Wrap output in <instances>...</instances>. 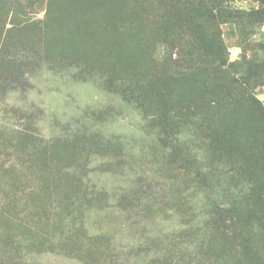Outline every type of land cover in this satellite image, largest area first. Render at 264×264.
Listing matches in <instances>:
<instances>
[{
    "label": "rangeland",
    "instance_id": "rangeland-1",
    "mask_svg": "<svg viewBox=\"0 0 264 264\" xmlns=\"http://www.w3.org/2000/svg\"><path fill=\"white\" fill-rule=\"evenodd\" d=\"M0 167L19 238L83 227L25 264L151 261L182 204H264V0H0Z\"/></svg>",
    "mask_w": 264,
    "mask_h": 264
},
{
    "label": "trees",
    "instance_id": "trees-1",
    "mask_svg": "<svg viewBox=\"0 0 264 264\" xmlns=\"http://www.w3.org/2000/svg\"><path fill=\"white\" fill-rule=\"evenodd\" d=\"M36 151L40 150L36 149ZM10 169L8 168V170ZM4 171L5 169L0 167V174ZM36 187L34 185L31 190ZM43 187L46 189L45 183H43ZM31 199L33 198L29 197L24 201L20 199L22 202L20 208L22 211L20 212L13 209L14 200L9 203L6 201L5 205H0V247L2 246L9 254V264H25L23 255H17V247L21 242L33 240L40 246L55 242L58 244L75 243L76 235L83 228H75L67 234L62 231L65 235L61 232L59 235L47 236L42 230H37L32 226L27 231L29 237L19 238L22 236L15 232V227L16 230L25 231L27 229L22 222L29 221L27 211L33 207V204H30ZM34 203H36L35 200ZM190 206H192L191 202L184 203L178 208L183 220L179 228L167 232L162 229L159 232L147 234L145 239L138 244L151 248L156 259L149 261L144 257L141 262L136 258L132 261L136 264H171L175 261L180 263L181 259L175 257L174 249L184 256L181 264H260L264 260L261 233L257 230L264 225V204L260 205L257 200L249 201L247 197L223 205L213 202L210 212L202 216L204 217L203 223L194 217V209ZM37 207L38 205L35 208ZM23 212H25L24 215ZM42 216L39 217L40 222ZM45 216L47 217V215ZM53 224L57 226L58 221H54ZM90 237V234L87 233L86 240L91 239ZM98 240L101 241V237ZM84 242L86 241L84 240ZM146 253L150 254V251L147 250ZM188 255L193 258L191 261L185 259ZM3 262L4 264L6 262L4 258Z\"/></svg>",
    "mask_w": 264,
    "mask_h": 264
}]
</instances>
